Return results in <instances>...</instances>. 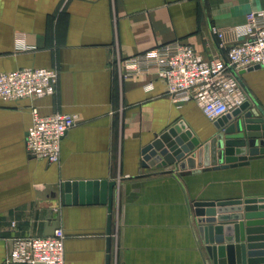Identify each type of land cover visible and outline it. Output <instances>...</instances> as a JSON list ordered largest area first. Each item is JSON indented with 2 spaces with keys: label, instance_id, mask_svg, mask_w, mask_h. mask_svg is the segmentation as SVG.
<instances>
[{
  "label": "crops",
  "instance_id": "crops-1",
  "mask_svg": "<svg viewBox=\"0 0 264 264\" xmlns=\"http://www.w3.org/2000/svg\"><path fill=\"white\" fill-rule=\"evenodd\" d=\"M259 9L264 0H0V72H60L54 94L0 99V264H28L5 262L16 240L59 227L65 264H214L194 203L264 196V157L196 173L145 165L144 147L180 122L202 143L219 128L196 100L174 101L157 66L132 74L125 60L173 41L225 58ZM240 79L264 112V65ZM35 108L76 116L58 162L28 152ZM105 179L116 181L111 212L86 195L67 203L66 181Z\"/></svg>",
  "mask_w": 264,
  "mask_h": 264
},
{
  "label": "built area",
  "instance_id": "built-area-1",
  "mask_svg": "<svg viewBox=\"0 0 264 264\" xmlns=\"http://www.w3.org/2000/svg\"><path fill=\"white\" fill-rule=\"evenodd\" d=\"M244 40L233 45L225 58L207 59L189 43L173 41L151 54L126 59L129 72L137 74L157 66L166 81L169 94L176 102L194 99L212 120L231 112L249 100L240 72L264 65V9L247 15ZM224 37L225 32L214 27ZM60 72L54 67H25L0 72V99L14 100L42 97L57 91ZM77 124L76 116L66 112L42 115L33 110L28 129L27 149L36 157L58 162L62 139ZM63 228L50 235H31L16 240L6 263L65 264Z\"/></svg>",
  "mask_w": 264,
  "mask_h": 264
},
{
  "label": "water",
  "instance_id": "water-1",
  "mask_svg": "<svg viewBox=\"0 0 264 264\" xmlns=\"http://www.w3.org/2000/svg\"><path fill=\"white\" fill-rule=\"evenodd\" d=\"M143 149L144 164L166 167L177 163L192 173L248 164L264 157V112L250 100L216 119L213 140L201 142L182 121ZM220 163L213 164V158ZM116 181H66L67 203L108 204L112 211ZM80 196V200L77 199ZM209 255L214 264H264V196L194 203ZM109 223L111 224V215Z\"/></svg>",
  "mask_w": 264,
  "mask_h": 264
}]
</instances>
